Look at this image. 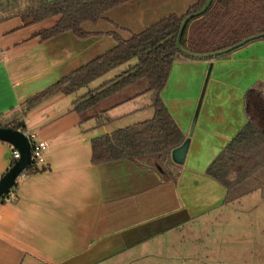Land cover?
<instances>
[{
  "label": "crops",
  "instance_id": "0c3cea01",
  "mask_svg": "<svg viewBox=\"0 0 264 264\" xmlns=\"http://www.w3.org/2000/svg\"><path fill=\"white\" fill-rule=\"evenodd\" d=\"M199 1L131 0L96 23H84L85 38L71 31L47 40L38 36L60 17L31 25L21 17L1 21L0 119L113 50V34L128 40L169 16L185 15ZM97 81L81 95L84 89L46 101L25 118L28 136L48 144L47 171L22 174L14 188L17 202L0 201V264H207L199 253L189 252L194 247L184 242L186 235L201 233L208 220L223 214L227 226L230 216L253 210L264 200L247 195L241 198V205L248 204L245 209L229 210L226 188L206 173L247 123L245 95L254 84L264 83V40L215 59L181 57L174 62L161 98L185 140L206 84L185 163L169 167L174 181L127 159L91 162L93 139L154 116L152 94L140 95L136 86L135 92L128 89L99 106L111 123L99 127L95 119L83 121L73 104L103 84ZM12 159V146L0 141V178ZM246 197L255 202L249 204ZM257 232H233L245 243L237 244L232 258L264 264V243L255 237ZM185 252L190 253L187 258Z\"/></svg>",
  "mask_w": 264,
  "mask_h": 264
},
{
  "label": "trees",
  "instance_id": "16d2710c",
  "mask_svg": "<svg viewBox=\"0 0 264 264\" xmlns=\"http://www.w3.org/2000/svg\"><path fill=\"white\" fill-rule=\"evenodd\" d=\"M34 1L25 8L19 6L16 13L0 19V22L21 17L26 25H31L60 17L55 27L41 31L38 36L47 40L71 31L85 38L88 34L83 29L84 23H96L108 11L131 0ZM207 1L200 0L185 15L169 16L144 32L132 35L128 40L113 34L117 42L113 50L37 94L10 117L1 118L0 127L27 134L25 118L38 106L59 95L75 94L136 60V64L118 76L78 98L73 104V111L83 121L95 119L98 126L103 127L111 123L106 116L107 111L98 109L104 101L136 86L142 89L140 95L151 93L153 118L93 139L91 162L99 165L127 159L156 173L164 181H174L175 178L166 166L173 163L171 153L184 143L185 137L163 102L161 93L178 58L196 60L178 51L177 38L183 19L200 12ZM259 34H264V0H214L211 9L203 17L188 24L182 45L194 54L208 55L227 50ZM142 82L146 86H138ZM245 114V127L206 172L226 188L225 205L259 191L264 198V83L258 82L248 89L245 95ZM29 138L34 146L36 142L31 136ZM14 162L12 159L11 167ZM163 164L165 167H162ZM45 171L47 169L44 165L38 166L32 162L23 174L33 175ZM14 188L0 201L17 202Z\"/></svg>",
  "mask_w": 264,
  "mask_h": 264
},
{
  "label": "rangeland",
  "instance_id": "374dc122",
  "mask_svg": "<svg viewBox=\"0 0 264 264\" xmlns=\"http://www.w3.org/2000/svg\"><path fill=\"white\" fill-rule=\"evenodd\" d=\"M8 2V4H7ZM34 0H0V19L8 17L9 15H12L16 13L20 8H25L29 5H31ZM10 4V5H9ZM136 60L132 61L131 63L124 65L114 72H111L104 76V78L98 80L96 83H105L108 79H113L114 77L121 74L123 71H125L130 66L136 64ZM138 86H146L145 82H142L141 85ZM93 87V85H92ZM87 89L81 90L78 95H81L86 92ZM136 87L132 89V91L129 92H135ZM111 102V101H109ZM112 102H116L115 99H113ZM103 107H100L98 109H101ZM94 122V121H91ZM162 167H165L163 164ZM167 168L170 167V165L166 166ZM254 194V193H253ZM257 198H260V196L263 198L262 192H256ZM251 195V194H250ZM245 197V196H244ZM246 201H249V204H252L255 202V199H250V197H246ZM229 205V210L234 209L238 210L240 207L245 209V207L248 206L247 203H243L241 205V199L234 201ZM241 205V206H240ZM240 210V209H239ZM233 214V213H232ZM226 217L225 214L220 215L219 219L216 220H208L207 223L203 226L202 232L197 234H187L185 238V243H192L194 250H191L189 252H195L199 253L201 255V259L205 260L207 264L215 263V264H241L239 259L232 258L231 252L235 251L234 249L237 248L238 243H245L243 240H236L240 236H236L233 234V232H236L237 229H244V228H253L259 235L255 236L257 237L261 243H264V200L261 201V203L253 210L245 209L241 213H236L230 216L229 218V224L226 226ZM227 227V228H226ZM226 232H230L231 234L226 235ZM202 241H198V240ZM201 242V243H199ZM197 246H200V250L197 251ZM257 246H255L256 248ZM264 248V247H263ZM209 249L212 252V255L209 257ZM242 247H240V250ZM189 249L187 248V251ZM262 253V249L260 247V254ZM190 253H182V256L188 257ZM171 261H164L168 264H171ZM204 262V261H203ZM153 264H160L157 260L153 262ZM186 264V262H185Z\"/></svg>",
  "mask_w": 264,
  "mask_h": 264
},
{
  "label": "water",
  "instance_id": "95a60500",
  "mask_svg": "<svg viewBox=\"0 0 264 264\" xmlns=\"http://www.w3.org/2000/svg\"><path fill=\"white\" fill-rule=\"evenodd\" d=\"M213 2H214V0H208L206 5L204 6V8L200 12L190 14L183 19L181 26H180L179 35L177 38V49L180 53H182L188 57H191L193 59H197V60L198 59L209 60V59H215V58L226 56L228 54H231V53L245 47L246 45H248L252 42L264 39V34H259V35L253 36L251 38H248L247 40H245V41H243V42H241V43H239V44H237V45H235V46H233L227 50H224V51H221L218 53L208 54V55H197V54H194V53L186 50L182 45V39H183V34H184L185 29L187 28L188 24H190V22L192 20L203 17L211 9ZM212 69H213V64H211L209 67V71H208V75H207V79H206V84L209 80ZM206 84H205V87L203 89L202 96L200 99V103H199L197 112H196L195 117H194V121H193L191 130H190V133H189V138L186 139L181 146L174 149L171 153V159L177 165H183L185 163L187 153L189 150L190 138L193 134V131H194V128H195V125L197 122L199 110H200L201 103H202L204 93H205V89H206ZM0 141L5 142L7 144H10L20 154V158L14 162V165L0 179V199H1L2 197H4L7 193H9L16 186L18 178L31 165V163H32V143L30 141L29 136H27V134L23 133L22 131L13 130V129H6V128H2V127H0Z\"/></svg>",
  "mask_w": 264,
  "mask_h": 264
},
{
  "label": "built area",
  "instance_id": "2783aa9c",
  "mask_svg": "<svg viewBox=\"0 0 264 264\" xmlns=\"http://www.w3.org/2000/svg\"><path fill=\"white\" fill-rule=\"evenodd\" d=\"M48 144L45 141L36 142L32 146V162H35L38 166H43L45 164V153L47 151ZM12 158L13 160H18L20 158L19 152L12 147Z\"/></svg>",
  "mask_w": 264,
  "mask_h": 264
}]
</instances>
